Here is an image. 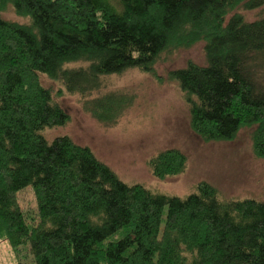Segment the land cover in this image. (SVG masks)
<instances>
[{
    "label": "trees",
    "instance_id": "obj_1",
    "mask_svg": "<svg viewBox=\"0 0 264 264\" xmlns=\"http://www.w3.org/2000/svg\"><path fill=\"white\" fill-rule=\"evenodd\" d=\"M239 6L261 13L249 21ZM9 8L26 21L3 18ZM197 41L205 64L188 60L166 75L188 103L191 129L223 142L251 127L253 153L264 158V0H0L1 240L27 245L35 264H264V200L222 198L206 180L184 196L154 191L122 181L67 134L42 136L69 120L54 94H80L83 110L108 126L132 96H92L105 77L130 68L158 77L163 55ZM186 163L179 148L147 160L161 179Z\"/></svg>",
    "mask_w": 264,
    "mask_h": 264
},
{
    "label": "rangeland",
    "instance_id": "obj_2",
    "mask_svg": "<svg viewBox=\"0 0 264 264\" xmlns=\"http://www.w3.org/2000/svg\"><path fill=\"white\" fill-rule=\"evenodd\" d=\"M233 11L241 12L244 19L251 21L259 16L261 8L246 10L239 6ZM2 16L26 21L15 15L11 8ZM203 48V42L197 41L190 47L163 55L154 65L158 77L136 68L105 77L104 87L93 92L92 96L109 89H123L132 96V104L108 126L83 110L80 94L65 91L54 94L55 100L68 113L69 120L63 126L44 128L42 136L51 141L67 134L75 143L90 147L122 181L139 182L154 191L184 196L194 190L197 182L206 180L218 188L222 198L264 200V158L253 153L251 127L240 129L231 141L205 142L190 127L188 103L184 101L182 91L176 82L166 78L168 71L185 66L188 60L205 64ZM260 75L258 80L264 84V76ZM41 83L53 92H59L62 87L44 75ZM167 148H179L187 156L186 169L176 176L155 178L147 160ZM19 197L24 212L34 216L36 207L32 191L24 189ZM17 261L35 264L27 245L13 250L0 239V264Z\"/></svg>",
    "mask_w": 264,
    "mask_h": 264
}]
</instances>
